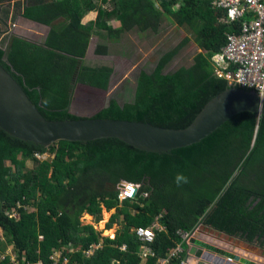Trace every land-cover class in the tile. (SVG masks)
Returning a JSON list of instances; mask_svg holds the SVG:
<instances>
[{"label":"trees","instance_id":"16d2710c","mask_svg":"<svg viewBox=\"0 0 264 264\" xmlns=\"http://www.w3.org/2000/svg\"><path fill=\"white\" fill-rule=\"evenodd\" d=\"M11 1L0 0V6L9 9ZM211 2L112 0L106 8L109 0H25L15 3L22 17L50 31L44 44L14 36L7 49L0 47V63L51 121L92 117L185 130L212 99L237 89L217 77L213 58L227 46L228 35L240 34L241 24L227 22L226 12L214 10ZM92 12L96 20L84 24ZM164 16L192 33L200 50L192 65L164 72L190 42L186 38L153 71H141L133 102L120 105L113 98L93 115L72 114L76 85L107 91L114 72L108 65L85 64L93 35L105 32L116 42L134 29L158 32ZM112 21L121 26L114 28ZM96 53L105 56L108 47L100 45ZM44 153L53 154V160L39 159ZM28 161L34 163L31 170ZM179 173L187 183L177 185ZM123 181L140 185L137 199L120 202L117 186ZM29 207L35 211L28 212ZM103 208L116 209L106 223L108 229L119 225L114 237L102 236L82 220L86 214L101 221ZM13 211L20 216L12 217ZM159 217L165 230L157 231L150 244L155 255L144 259L135 229L148 228ZM198 226L264 250V117L240 114L204 141L164 154L116 138L63 140L47 148L0 128V229L19 264H50L59 251V264L65 258L67 264H159L182 243L179 231L193 233ZM100 240L102 246L86 255ZM7 244L0 235V253ZM185 258L182 254L171 263ZM0 264L13 262L6 256Z\"/></svg>","mask_w":264,"mask_h":264},{"label":"water","instance_id":"95a60500","mask_svg":"<svg viewBox=\"0 0 264 264\" xmlns=\"http://www.w3.org/2000/svg\"><path fill=\"white\" fill-rule=\"evenodd\" d=\"M243 113L264 117V97L241 89L229 90L212 99L185 130L92 117L51 121L0 63V128L14 138L47 148L63 140L85 143L116 138L147 152L170 153L204 141ZM186 256L189 264H262L195 237L186 248Z\"/></svg>","mask_w":264,"mask_h":264},{"label":"rangeland","instance_id":"374dc122","mask_svg":"<svg viewBox=\"0 0 264 264\" xmlns=\"http://www.w3.org/2000/svg\"><path fill=\"white\" fill-rule=\"evenodd\" d=\"M24 1L25 0L11 1V8H14V15L12 17V13L10 12L11 8L8 9L7 6H0V47L3 49L8 48L10 41L14 36H19L28 41L43 44L50 31V27L33 25V23L22 18L21 13L23 9L18 8L15 3ZM111 1L112 0H109L110 3L106 8H110ZM95 15L96 14H92V18H94ZM21 18L22 20H20ZM186 38H190V42L180 49L177 55L166 67L164 71L165 73H172L181 67L192 65L194 56L200 51L193 41V35L190 33V30L186 27H179L170 17L164 16L162 18L158 32H141L134 29L122 34L116 42L109 39L105 32L100 35H93L89 48L90 52L85 64L93 67L108 64L114 68V72L111 77L109 89L101 93L104 94L103 99L91 100V112L96 113L102 108L108 106L110 98L117 99L121 105L125 102H133L141 71H153L159 60L168 52H171L182 45ZM100 45L108 47L109 53L107 55L103 56L96 53V49ZM76 100L78 107L89 105L88 100L82 93L78 95ZM83 103H85V105ZM38 158L43 161L46 160L51 162L54 155L44 153L38 156ZM7 164L9 165L10 162H7ZM26 165L28 170H31L34 163L33 161H28ZM27 210L28 212L35 211L34 208L30 207L27 208ZM115 213L116 209L108 211L106 208H103L101 221H95L96 218H90L86 216V214L83 215L82 220L84 223H93L97 230L102 231V236H110L114 233V230L118 228L115 224L113 228L108 230L106 229V223ZM211 231L212 230H209L204 226H198L194 232V237L201 238L203 237L202 235H204L209 236L210 238L213 237L216 239L217 237V239H223ZM245 246L246 247L241 245L244 250L249 251V254L264 262V250L248 244ZM9 253L13 259H16L15 253ZM6 256L10 255L0 253V261Z\"/></svg>","mask_w":264,"mask_h":264},{"label":"built area","instance_id":"2783aa9c","mask_svg":"<svg viewBox=\"0 0 264 264\" xmlns=\"http://www.w3.org/2000/svg\"><path fill=\"white\" fill-rule=\"evenodd\" d=\"M211 3L214 10L226 12L227 22L241 24L240 34L228 35L227 46L213 58L217 77L227 80L232 87L264 97V0H212ZM117 189L120 202L133 201L137 199L140 185L123 181ZM11 216L16 217L15 214ZM161 218H156L148 228L135 229L141 242L139 254L144 259L155 255L150 244L154 242L157 231L165 230ZM179 235L182 243L171 252L169 258L161 259L159 264H172V260L185 253L186 245L194 233L179 231ZM121 250H127V246L123 245ZM85 254L91 255V249L85 250ZM11 261L13 264H19L17 258H11ZM114 263L120 264L119 261ZM180 264H189L188 257Z\"/></svg>","mask_w":264,"mask_h":264},{"label":"crops","instance_id":"0c3cea01","mask_svg":"<svg viewBox=\"0 0 264 264\" xmlns=\"http://www.w3.org/2000/svg\"><path fill=\"white\" fill-rule=\"evenodd\" d=\"M12 14H11V17L14 15V8H11V11H10ZM92 14H96L95 15V17L94 18H92ZM0 17H1V15H0ZM23 18V17H22ZM22 18L20 19V20H22ZM87 18V19H86ZM86 18H84L83 19V23L85 24V23H88V22H90V21H94V20H96V18H97V12H92V13H90L89 15H87V17ZM24 20H26V21H28V22H30V23H33V25H38V26H43V25H41V24H38V23H36V22H33V21H30V20H27V19H25V18H23ZM86 19V20H85ZM111 24L113 25V27L114 28H119L120 26H121V23L119 22V21H112L111 22ZM45 42V41H44ZM44 42H43V44H44ZM33 43H37V42H33ZM37 44H39V43H37ZM90 48V47H89ZM89 52H90V49L88 50V53H87V56H86V58L84 59V61H86L87 60V57H88V55H89ZM108 65V64H107ZM88 66H90V65H88ZM109 66V65H108ZM93 67V66H92ZM92 89V90H91ZM92 91V92H91ZM96 91H98V92H100V93H98V92H96ZM101 91H102V93L103 92H105V91H103V90H100V89H96V88H93V87H90V86H87V85H83V84H77L76 85V90H75V95H74V98H73V100H72V104H71V107H70V112L72 113V114H75V115H77V116H88V115H93V114H95V113H92L91 111V106H90V102H91V100H93L91 97L92 96H94V97H96V100L98 99V100H102L103 99V95L104 94H101ZM80 93H82V94H84V96H85V98L88 100V104L89 105H85V103H83L85 106H82V107H78V104H77V98H78V95L80 94ZM94 93V94H93ZM97 96L99 97V98H97ZM113 98H110L109 99V103H108V106H109V104H110V101L112 100ZM96 102V101H95ZM121 105V104H120ZM108 106H106V107H108ZM106 107H104V108H106ZM104 108H102V109H104ZM101 109V110H102ZM100 110V111H101ZM15 210V209H14ZM11 214H15L16 216H17V211H13V212H11ZM20 215L18 214V216H17V218L19 217ZM116 226H117V228H119V225L118 224H116ZM113 228V227H112ZM106 229H108V228H106ZM109 230V229H108ZM107 230V231H108ZM117 230L118 229H115L114 230V233H112V235H110L111 237H114L115 236V234H116V232H117ZM211 232H213V233H215L217 236H219V237H221V238H223V239H217V237H216V239L215 238H210L209 236H204V235H202L203 237H201L200 239H202V240H204V241H206V242H208V243H210V244H212V245H214V246H217V247H220V248H222V249H225V250H227V251H230V252H233V253H235V254H238L239 256H241V257H246V258H250V259H252V260H254V261H257V262H260V263H262V264H264V262L263 261H261V260H259V259H257L255 256H253V255H251V254H249V251H246V250H244L243 249V247H241V245H244V247H246L245 245V243H243V242H241V241H238V240H236V239H233V238H229V237H227L226 235H222V234H219V233H217V232H215V231H211ZM0 235H1V241L2 242H5L6 244H7V242H6V237L4 236V231H3V229H0ZM221 235V236H220ZM231 239V240H230ZM102 244H103V240H100L99 242H94L92 245V248H89V249H91V253H93L94 252V250H95V248H98V247H101L102 246ZM177 248V247H176ZM175 248V249H176ZM174 250V249H173ZM172 250V251H173ZM171 251V252H172ZM9 252H12V253H15V248H14V245H10V244H7V249H6V252L5 253H3V254H9L10 255V257H11V254L9 253ZM171 252L169 253V255H168V257H166V258H169V256H170V254H171ZM15 257H16V254H15ZM60 257H61V251H59V252H57L56 254H55V256H54V261H57L58 262V264L60 263ZM66 259L67 258H65L64 259V261L62 262V264H67V262L68 261H66ZM114 262H116V261H114ZM116 264V263H115Z\"/></svg>","mask_w":264,"mask_h":264},{"label":"clouds","instance_id":"9594fccd","mask_svg":"<svg viewBox=\"0 0 264 264\" xmlns=\"http://www.w3.org/2000/svg\"><path fill=\"white\" fill-rule=\"evenodd\" d=\"M175 181H176V183H177V185H180L181 183H187L188 182V180H187V177L186 176H184L182 173H179V174H177L176 175V177H175ZM11 215H13V214H11ZM12 217H14V216H12ZM15 218H17V217H15ZM190 233V232H189ZM194 233V232H193ZM194 237V236H193ZM192 237V238H193ZM196 238V237H195ZM198 239H200V238H198ZM191 240V239H190ZM202 240V239H201ZM190 245V241L187 243V245H186V248L188 247ZM183 254H185L186 255V251H185V253H183ZM187 257V256H186ZM12 257H10V259H11Z\"/></svg>","mask_w":264,"mask_h":264}]
</instances>
